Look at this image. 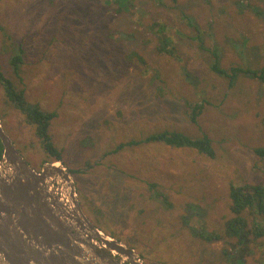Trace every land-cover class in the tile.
I'll return each instance as SVG.
<instances>
[{
	"label": "rangeland",
	"instance_id": "obj_1",
	"mask_svg": "<svg viewBox=\"0 0 264 264\" xmlns=\"http://www.w3.org/2000/svg\"><path fill=\"white\" fill-rule=\"evenodd\" d=\"M114 1L0 0V69L24 89L27 102L56 114L49 132L63 166L82 172L91 162L85 174H71L84 211L94 203L103 209L113 236L104 234L133 247L144 264L143 256L153 264H229L224 249L232 251L237 239L206 243L185 224L221 230L231 218V183L264 185V153L256 152L264 151V82L239 78L230 87L211 70L206 47L213 32L222 68L259 66L232 41L257 46L263 55L264 19L250 9L238 13L235 0H131L122 11ZM251 2L264 9V0ZM162 25L173 56L157 50ZM13 55L23 57L21 82ZM196 105L200 111L192 119ZM0 121L30 166L40 170L49 162L40 165L44 154L34 128L1 85ZM162 130L205 134L215 156L161 142L110 153L121 141ZM148 182L170 199V209L157 202ZM247 218L250 227L253 219L264 222V213L251 211ZM246 239L256 240L250 244L256 252L243 256L246 263L262 262L264 236Z\"/></svg>",
	"mask_w": 264,
	"mask_h": 264
},
{
	"label": "water",
	"instance_id": "obj_2",
	"mask_svg": "<svg viewBox=\"0 0 264 264\" xmlns=\"http://www.w3.org/2000/svg\"><path fill=\"white\" fill-rule=\"evenodd\" d=\"M0 141L2 160L11 175L7 182L0 179V258L3 257V264H144L133 247L114 237L107 240L97 235L100 229L87 217L76 195L71 171L62 161H58L59 166L54 162L44 163L40 170L30 166L1 121ZM55 175L69 184V204L76 207L81 217L71 215L66 204L46 188L47 180ZM79 220H84L85 224Z\"/></svg>",
	"mask_w": 264,
	"mask_h": 264
},
{
	"label": "trees",
	"instance_id": "obj_3",
	"mask_svg": "<svg viewBox=\"0 0 264 264\" xmlns=\"http://www.w3.org/2000/svg\"><path fill=\"white\" fill-rule=\"evenodd\" d=\"M131 0H117L118 5L117 11H122L126 9L129 5H131ZM177 2V0H174ZM116 2V0L114 1ZM235 3L240 11L238 13L244 12L246 9L252 10L256 15L263 17L264 19V9L256 3L251 2V0H235ZM96 8V5H95ZM178 11H185L180 7H176ZM183 17H186L185 20L188 22V25L193 27L194 29H198L199 27L196 25V22L193 18L185 14V12L181 13ZM163 30L155 33L157 36L156 47L159 53H164L169 56L174 55V47L172 42L168 41V36L166 32V25H162ZM210 27V26H209ZM0 29L3 31V27L0 26ZM4 34H6L4 32ZM114 36V34H112ZM209 38L211 39L212 45L210 47H206L207 50H210L211 53V63L210 68L214 72H217L228 78L229 86L232 87L235 83H239V78H255L259 81L264 82V62L261 63V60H264V54L260 53V50L257 46H248L245 45L244 42H237L233 40L234 46L241 53H250L251 56L260 62L259 66H231L229 68L221 67V56L222 52L219 50L221 47L217 45L214 33H209ZM247 39V36H242V38ZM201 44H203L202 38L199 40ZM203 46V45H202ZM241 47V48H240ZM250 56V57H251ZM23 62V57L21 55H13L11 58V63L15 71H18V80L21 82L20 75V65ZM261 82V83H262ZM0 85L3 88L4 95L6 100L14 105L15 108L22 115L24 122L28 125H31L34 128L35 136L38 138L44 158L40 165L43 162L49 161H61L62 155L58 148H56L51 140V134L49 132V128L53 118L55 117V113L44 110L38 104H32L25 100L24 89L15 85V83L9 78L5 77L0 69ZM200 111V105L193 106L191 112V118L194 119ZM141 142H161L165 145H169L171 147L176 148H194L198 151L205 152L210 157L215 156V150L212 145V140L207 135H202L201 137H191L180 131H156L149 133L142 140L130 139L129 141H121L120 144L116 145L112 152L117 153L118 151L123 150L125 147L132 146V144H139ZM257 153H264L261 148L256 149ZM3 154V145L0 141V160L2 159ZM40 165L39 168L41 167ZM91 167V162L88 160L83 166L82 172L81 169H70L71 173H84ZM88 171V170H87ZM80 173V174H81ZM231 183L229 188V199L230 205L229 210L231 213V218L226 221L223 229H214L209 230L205 225H201L198 227L191 226L189 224H185L188 228L190 234L196 238L197 240H201L206 243H212L224 237L226 238H235L237 242L230 243L232 247V251L224 249V253L226 255V261H229V264H247L246 259L243 257L244 254H252L256 252V246L250 245L252 242L256 240L246 239V236L251 234L255 238H260L264 236V222L253 219L250 223V227H248V218L247 214H250L251 211H255L257 213H264V185H250L246 183L241 184H233ZM148 188L152 191L154 197L156 198L158 203H161L164 209H170L172 207V202L165 194H163L160 190L157 189V184L155 182H148ZM81 195L80 188L77 189V192ZM191 206V205H188ZM88 208H90V215L94 219V224L103 232H107L104 224V211L103 209L96 205V203L91 204L90 207L85 206V210L88 214ZM184 222H188V218L181 217ZM261 223V224H260ZM108 235H112V233L107 232ZM181 245V244H180ZM243 246V247H241ZM170 256V255H169ZM172 257V256H171ZM145 260V264H153V258L143 256ZM258 264H264V259L262 262Z\"/></svg>",
	"mask_w": 264,
	"mask_h": 264
},
{
	"label": "built area",
	"instance_id": "obj_4",
	"mask_svg": "<svg viewBox=\"0 0 264 264\" xmlns=\"http://www.w3.org/2000/svg\"><path fill=\"white\" fill-rule=\"evenodd\" d=\"M4 173L10 175V173H8L7 166L4 164V161L1 159L0 178H3L2 176ZM10 178L8 179L10 180ZM68 186L69 184L66 182V180L61 179L60 176L57 175L53 176L52 178H49L46 183V188L49 190V192L54 196H56L57 200H61L66 205L69 203L70 200V193L68 190Z\"/></svg>",
	"mask_w": 264,
	"mask_h": 264
},
{
	"label": "bare ground",
	"instance_id": "obj_5",
	"mask_svg": "<svg viewBox=\"0 0 264 264\" xmlns=\"http://www.w3.org/2000/svg\"><path fill=\"white\" fill-rule=\"evenodd\" d=\"M54 165L59 166L60 163H59L58 161H56V162H54ZM62 174H63V173H61V175H62ZM2 177H3V178H1V180H4V181H6V182L9 181V179H4L5 177H7V173H6V174H3ZM71 203L73 204V201H71ZM65 208L68 209V211L71 212V215H73L75 218H79V217H81V215L78 216L80 213H79L78 210H76V207L74 208V206L66 205ZM87 217H88V216H87ZM88 218H89V217H88ZM89 219H90V218H89ZM79 222L82 223V224H85V221H84V220H82V222H81V220H79ZM83 228H84L85 231L87 230V226H86V225H84ZM92 232H95V231L93 230ZM95 233H97V231H96ZM98 234H99V235H98ZM97 235H98L101 239H102V238H105V239H107V240H111V237L106 236V235H105L102 231H100V230L98 231ZM103 243H104V242H103ZM103 243H102V244H103ZM139 258H140V257H139ZM0 264H3L2 261H1V258H0Z\"/></svg>",
	"mask_w": 264,
	"mask_h": 264
},
{
	"label": "flooded vegetation",
	"instance_id": "obj_6",
	"mask_svg": "<svg viewBox=\"0 0 264 264\" xmlns=\"http://www.w3.org/2000/svg\"><path fill=\"white\" fill-rule=\"evenodd\" d=\"M4 174H5V173H4ZM10 177H11V175H7V177H5V179H8V178H10ZM63 223L65 224L66 227L70 228V226H69L67 223H65V222H63ZM94 246H95V245H94ZM95 249H97V251H99L97 247H95ZM111 255H112V254H111ZM113 256H115V255H113Z\"/></svg>",
	"mask_w": 264,
	"mask_h": 264
},
{
	"label": "clouds",
	"instance_id": "obj_7",
	"mask_svg": "<svg viewBox=\"0 0 264 264\" xmlns=\"http://www.w3.org/2000/svg\"><path fill=\"white\" fill-rule=\"evenodd\" d=\"M53 162H56V161H53ZM47 163V162H46ZM49 163H52V162H49ZM43 166V165H42ZM41 169V168H40ZM1 179V178H0ZM1 260H3V257L1 258Z\"/></svg>",
	"mask_w": 264,
	"mask_h": 264
}]
</instances>
